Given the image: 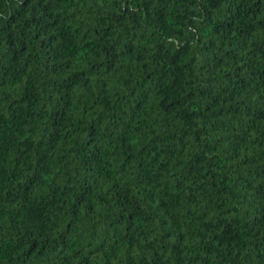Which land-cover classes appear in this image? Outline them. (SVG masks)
<instances>
[{"label": "trees", "instance_id": "trees-1", "mask_svg": "<svg viewBox=\"0 0 264 264\" xmlns=\"http://www.w3.org/2000/svg\"><path fill=\"white\" fill-rule=\"evenodd\" d=\"M0 264H264V0H0Z\"/></svg>", "mask_w": 264, "mask_h": 264}]
</instances>
